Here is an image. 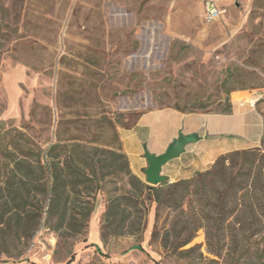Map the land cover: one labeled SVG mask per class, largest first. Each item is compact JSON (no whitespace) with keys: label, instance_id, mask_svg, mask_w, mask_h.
Listing matches in <instances>:
<instances>
[{"label":"rangeland","instance_id":"obj_1","mask_svg":"<svg viewBox=\"0 0 264 264\" xmlns=\"http://www.w3.org/2000/svg\"><path fill=\"white\" fill-rule=\"evenodd\" d=\"M206 1L0 0V125L42 150L59 141L113 149L145 112L217 114L236 90L254 102L239 103L247 119L263 120L245 142L264 138V10L208 24ZM102 205L104 194L87 242L42 228L22 262L0 264H226L208 253L203 230L181 253L151 246L154 212L145 252L131 250L134 237L104 243Z\"/></svg>","mask_w":264,"mask_h":264},{"label":"trees","instance_id":"obj_2","mask_svg":"<svg viewBox=\"0 0 264 264\" xmlns=\"http://www.w3.org/2000/svg\"><path fill=\"white\" fill-rule=\"evenodd\" d=\"M235 91H227V105L217 114L233 112L229 96ZM101 194L104 243L134 237L139 243L131 250L145 252L154 212L151 246L181 253L203 230L208 253L218 260L264 264V138L254 148L220 155L191 178L151 186L133 173L122 143L109 149L59 141L42 150L24 133L0 125V262H22L42 228L60 240L87 242Z\"/></svg>","mask_w":264,"mask_h":264},{"label":"crops","instance_id":"obj_3","mask_svg":"<svg viewBox=\"0 0 264 264\" xmlns=\"http://www.w3.org/2000/svg\"><path fill=\"white\" fill-rule=\"evenodd\" d=\"M213 1L224 11L221 18L226 25H231L235 18L244 19L253 11L264 10V0ZM232 101L233 112L229 115L183 113L176 109H154L141 114L133 127L120 132L122 147L133 173L146 182V153L163 154L181 134L195 136L196 142L187 145L179 157L163 167L162 175L171 183L191 178L197 171L208 169L222 154L258 146L261 135L254 144L245 141L263 126L262 117L259 114L251 115L248 120V112H243L239 107L242 102L254 104L253 100L243 92H236ZM104 207H100V214Z\"/></svg>","mask_w":264,"mask_h":264},{"label":"water","instance_id":"obj_4","mask_svg":"<svg viewBox=\"0 0 264 264\" xmlns=\"http://www.w3.org/2000/svg\"><path fill=\"white\" fill-rule=\"evenodd\" d=\"M196 142L193 135L181 134L166 151L161 155L146 153L148 168L145 171L146 182L151 186H157L164 182L166 178L162 175L163 167L172 159L179 157L185 150L186 146Z\"/></svg>","mask_w":264,"mask_h":264},{"label":"built area","instance_id":"obj_5","mask_svg":"<svg viewBox=\"0 0 264 264\" xmlns=\"http://www.w3.org/2000/svg\"><path fill=\"white\" fill-rule=\"evenodd\" d=\"M224 11L219 9L213 0H207L204 9V19L208 24H212L221 19Z\"/></svg>","mask_w":264,"mask_h":264}]
</instances>
